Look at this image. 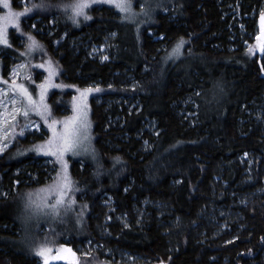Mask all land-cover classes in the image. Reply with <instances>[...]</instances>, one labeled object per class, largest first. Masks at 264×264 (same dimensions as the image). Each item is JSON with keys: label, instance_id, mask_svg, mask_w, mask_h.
Wrapping results in <instances>:
<instances>
[{"label": "trees", "instance_id": "16d2710c", "mask_svg": "<svg viewBox=\"0 0 264 264\" xmlns=\"http://www.w3.org/2000/svg\"><path fill=\"white\" fill-rule=\"evenodd\" d=\"M12 2L16 8L18 0ZM26 2V10H20V35L37 36L59 64L62 78L76 88L98 85L91 114L94 153L83 169L79 161L71 162L63 204L54 209L53 203L42 221L35 216L29 235L23 212L38 215L39 205L34 200L31 212L27 201L19 199L29 192L34 197L46 184L43 178L25 183L24 175L10 174L22 168L36 172V155H18L19 143H32L21 140L0 156V174L20 182L16 192L0 198V264H37L34 243L24 244L28 237L36 244L45 237L54 246L65 238L75 244L97 240L96 217L104 196H111L118 212L129 217L146 200L167 205L174 220L172 225L154 220L145 227H117L111 248L153 264H264V194L249 196L238 206L243 221L234 235L213 237L205 219L211 207L236 204L240 194L264 188V128L250 114L264 102V53L253 44L231 47L227 15V3L248 16L262 0H131L135 14L129 20L90 0ZM38 19L40 29L56 19L52 37L29 33L26 24ZM110 34L115 38L108 62L78 46L82 41L101 44ZM56 40L61 42L57 48ZM60 97L55 93L50 98L56 100V114L63 108L57 104ZM184 111L194 113L193 118ZM149 122L155 123V132L148 129ZM245 154L254 158L257 183L245 180Z\"/></svg>", "mask_w": 264, "mask_h": 264}, {"label": "rangeland", "instance_id": "374dc122", "mask_svg": "<svg viewBox=\"0 0 264 264\" xmlns=\"http://www.w3.org/2000/svg\"><path fill=\"white\" fill-rule=\"evenodd\" d=\"M90 2L115 9L118 15L125 20H129V17L135 14L132 10L131 0H90ZM227 4V15L231 16L228 25L229 40L233 44L231 47L248 48L253 44L257 53H264V41L260 39V37H264V0H262L259 10L253 11L248 16L242 15L241 7L231 3ZM27 6L26 0H18L16 8L12 0H0V156L21 140L28 139L32 143H19L17 146L18 155L20 157L36 155L34 160L36 161V172L29 173L22 168L10 174V176L24 175L25 183L38 182L43 178V182L46 184L44 186L46 188L36 191L34 197L29 192L19 199L20 202L27 201L31 212L34 200L39 205L40 214L35 215L32 212L29 213L31 215H28L25 210L23 218L21 217L26 225L27 235H29V224L35 216L38 217V221H42L47 218L42 215L45 212L48 213L47 209L53 203L54 209L60 208L63 204L69 190V180H71V162L79 161V165L83 169L85 160L93 156L94 131L91 114L92 101L96 94L93 89L98 85L91 84L81 89L76 88L75 84L62 78L59 64L55 63L42 48L37 36L20 35L22 32L20 15H24V12H20V10H26ZM171 10L172 8L166 13L170 14ZM257 16L259 17L257 25L251 28L250 25L253 20H257ZM36 23H40V20L26 24V28L32 35L39 34V37L50 38L57 31L55 29L56 19H52L49 25H43L41 29L37 27ZM13 35L17 37L15 42ZM150 35L155 40L157 39L155 31H151ZM108 36L101 44L87 46L86 42L82 41L78 46L87 51L93 59L108 62L112 60V41L115 34ZM66 37L67 35L64 34L62 41ZM77 41L71 43L75 46L74 43ZM60 43V40H56L54 46L57 48ZM69 92H73V94L67 98L66 95ZM55 93L61 96L59 99L57 98V104H63L59 114H56L52 105L56 100L50 102L51 96ZM65 98L68 101L67 99L65 101ZM97 103H102V98H98ZM189 103L184 105V110ZM191 104L193 103L191 102ZM126 105L129 106L130 103L127 102ZM184 114H187L188 118L194 116L191 111H184ZM250 114L253 121L261 123L264 128V102L255 104L250 110ZM156 128L154 122H149L148 129L151 132H155ZM148 147L149 145L146 144V149ZM40 156L48 159L39 160ZM55 162H58L59 165ZM242 162L247 166L246 182L257 183L253 169L254 158L250 154H245L242 157ZM10 176L8 177L11 178ZM9 178L0 174V198L9 197L10 194L16 192L20 184L16 180L10 181ZM244 193L239 195L236 204L214 206L206 211L205 219L211 227L213 237L220 238L236 234L243 221L238 206H244L249 196L264 194V188L257 189L254 193L249 191ZM236 194L232 193V197H235ZM65 202L66 206L71 205L67 199ZM36 211L37 209L34 212ZM171 216L172 213L167 205L146 200L141 203V206L136 205L133 217H129L118 212L111 196H104L100 213L96 217L97 240H87L75 244L74 240L63 238L62 244L54 246L45 237H40L37 244L34 239L28 237L24 238V244L34 243L37 248V264H153L132 252L111 248L108 243L110 239L114 238V230L117 227H130L131 225L145 227L154 220L162 225L169 222L172 225L174 220L169 219ZM48 229L47 225L42 232ZM91 258L94 259L90 260Z\"/></svg>", "mask_w": 264, "mask_h": 264}, {"label": "water", "instance_id": "95a60500", "mask_svg": "<svg viewBox=\"0 0 264 264\" xmlns=\"http://www.w3.org/2000/svg\"><path fill=\"white\" fill-rule=\"evenodd\" d=\"M264 33V32H263ZM260 39H262L264 41V37H260Z\"/></svg>", "mask_w": 264, "mask_h": 264}]
</instances>
